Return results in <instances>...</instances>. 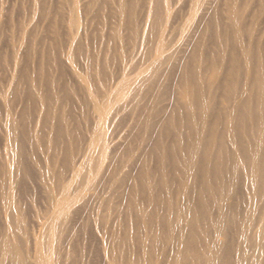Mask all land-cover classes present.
<instances>
[{
    "label": "bare ground",
    "instance_id": "bare-ground-1",
    "mask_svg": "<svg viewBox=\"0 0 264 264\" xmlns=\"http://www.w3.org/2000/svg\"><path fill=\"white\" fill-rule=\"evenodd\" d=\"M3 2L0 264H264V0Z\"/></svg>",
    "mask_w": 264,
    "mask_h": 264
},
{
    "label": "rangeland",
    "instance_id": "rangeland-1",
    "mask_svg": "<svg viewBox=\"0 0 264 264\" xmlns=\"http://www.w3.org/2000/svg\"><path fill=\"white\" fill-rule=\"evenodd\" d=\"M8 1H9V2H8ZM6 2H7V3H8V5H9V3H12V2H13V0H12L11 2H10V0H7V1H6V0H4V2H3L4 4L2 3V5H6V6H8Z\"/></svg>",
    "mask_w": 264,
    "mask_h": 264
}]
</instances>
